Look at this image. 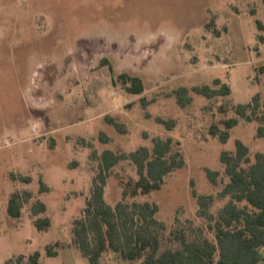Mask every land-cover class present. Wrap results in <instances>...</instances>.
Masks as SVG:
<instances>
[{
	"label": "rangeland",
	"instance_id": "374dc122",
	"mask_svg": "<svg viewBox=\"0 0 264 264\" xmlns=\"http://www.w3.org/2000/svg\"><path fill=\"white\" fill-rule=\"evenodd\" d=\"M261 35L264 0H0V264L36 251L39 264H90L73 228L92 198L103 152L152 151L154 138H172L171 154L179 153L184 165L160 190L125 197L139 174L131 159H121L106 173V203L121 204L126 213L138 212L134 204H156L152 228L161 250L181 248V235L214 240L198 197H213L207 211L215 216L230 200L222 196L229 181L222 152L234 153L240 140L252 162L264 154V138L257 136V116L264 114ZM123 73L140 77L144 93H129ZM216 79L231 94L207 98L192 91L220 90ZM180 87L193 98L185 108L174 95ZM256 95L259 107L249 121L236 106ZM232 118L239 122L226 143L211 135L214 124L224 130ZM208 170L218 172L216 184ZM25 191L32 197L14 219L8 201ZM37 200L47 206L39 215L51 220L47 231L34 225ZM58 241L65 245L49 257L46 247ZM261 253L258 264H264V248ZM101 263L142 261L108 249Z\"/></svg>",
	"mask_w": 264,
	"mask_h": 264
},
{
	"label": "trees",
	"instance_id": "16d2710c",
	"mask_svg": "<svg viewBox=\"0 0 264 264\" xmlns=\"http://www.w3.org/2000/svg\"><path fill=\"white\" fill-rule=\"evenodd\" d=\"M257 25L260 30H263L261 21H257ZM263 38L264 36L261 35L260 39L263 40ZM107 63L108 60L104 59L103 65ZM119 78L122 79L129 93L134 95L144 93L145 86L140 77L123 73L119 75ZM214 83L221 85V89L216 90L209 85H203L195 86L192 91L207 98L231 94L230 86L221 84L220 79H216ZM174 95L182 108L189 105L193 99L190 90L186 87L178 88L174 91ZM258 98L259 96L256 95L253 102L237 105V113L252 121L255 112L251 109H258ZM257 117L260 122L257 136L264 138V114ZM107 120L115 124L114 120L110 118ZM158 122L166 124L168 128L174 126V122H166L162 119H158ZM238 122V118L225 120L224 130L214 124L210 133L213 136H219L220 141L226 143L230 130ZM153 143L152 151L142 147L128 155H115L110 150L103 152L102 171L94 182L92 198L87 202L84 218L76 220L73 228L74 242L89 263L102 264L101 258L108 249L119 253L127 261L141 260L142 264H258L261 262L263 259L261 249L264 247V154L257 153L255 162H252L249 157V148L240 140L236 141L234 153L223 151L221 154L225 173L229 177L222 196H230V200L215 216L207 211L213 197H198L199 205L204 209L202 215L207 217L210 222L209 230L214 232V240L204 238L189 241L181 235L177 236L181 241V248L161 250L159 236L152 228L153 225L158 224L154 217L158 210L156 204L152 206L149 203L134 204L138 212L126 213L121 204L113 208L106 203L104 199L106 173L121 159H131L137 166L139 174V179L130 182L124 189L125 197L148 195L160 190L165 177L184 165L179 153L171 154L172 138L166 140L154 138ZM207 173L210 180L216 184L218 172L208 170ZM21 179L24 182L31 181L27 177H21ZM42 189L46 190L44 186ZM31 197L32 194L28 191L13 193L8 201V215L14 219L20 218L23 205ZM46 211L47 206L41 200L33 204L32 213L38 216L34 220V225L39 231H47L51 226V220L48 217L39 216ZM64 245L63 242L58 241L47 246V255L57 256L56 248ZM40 257L41 253L36 251L28 258L24 255L16 259L12 258L7 261V264H39Z\"/></svg>",
	"mask_w": 264,
	"mask_h": 264
},
{
	"label": "crops",
	"instance_id": "0c3cea01",
	"mask_svg": "<svg viewBox=\"0 0 264 264\" xmlns=\"http://www.w3.org/2000/svg\"><path fill=\"white\" fill-rule=\"evenodd\" d=\"M264 248V247H263Z\"/></svg>",
	"mask_w": 264,
	"mask_h": 264
}]
</instances>
